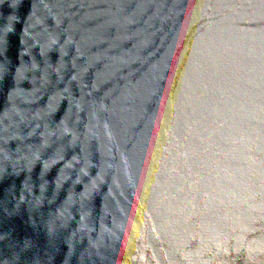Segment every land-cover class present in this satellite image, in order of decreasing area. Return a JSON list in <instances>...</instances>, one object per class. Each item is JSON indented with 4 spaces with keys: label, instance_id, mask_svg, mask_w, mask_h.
Here are the masks:
<instances>
[{
    "label": "water",
    "instance_id": "water-1",
    "mask_svg": "<svg viewBox=\"0 0 264 264\" xmlns=\"http://www.w3.org/2000/svg\"><path fill=\"white\" fill-rule=\"evenodd\" d=\"M0 264H264V0H0Z\"/></svg>",
    "mask_w": 264,
    "mask_h": 264
}]
</instances>
